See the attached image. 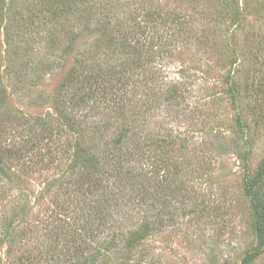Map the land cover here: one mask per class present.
Segmentation results:
<instances>
[{"label":"rangeland","instance_id":"1","mask_svg":"<svg viewBox=\"0 0 264 264\" xmlns=\"http://www.w3.org/2000/svg\"><path fill=\"white\" fill-rule=\"evenodd\" d=\"M24 1L14 2L21 6L17 12L27 3ZM92 4L95 9H88L91 15L85 12L80 22L74 21L69 28L60 30L65 33L59 37L60 46H56L55 54L44 55L41 49L43 52L36 55L35 60L52 56L49 62L37 67L36 73L22 71L21 60L8 58L6 31L1 29L0 159L6 162L10 156H16L11 147L20 135L12 124L18 117L51 118L49 124L56 140L44 143L43 150L52 151L43 170L28 172L21 181L12 182L15 183H11L12 190L5 194L0 186L1 263L22 261L24 264L29 252L32 260L36 255H44L39 261L43 264L56 263L58 258L67 262L73 259V252L79 249L83 255L84 246H89L90 242L86 244L74 231L75 219L59 215L67 207L73 209V200L77 199L72 197L68 201L61 192L65 185L59 188L55 179L64 173L65 166L72 167L67 155L73 154L78 135H73L68 122L59 118L57 103L65 100L69 103L77 92L80 98L88 97L83 90L94 93L89 106L82 108L76 119L83 118L85 123L84 147L95 150L120 133L119 127L134 122L130 117L140 118L135 125L147 129L142 116H137L143 101L148 99L145 91L159 86L165 90L164 86L173 84L189 87L184 90L188 99L184 111L174 109L169 115L166 108L159 109L156 105L159 111L152 112L149 120L154 130L163 129V137L174 140L179 137L175 149H170L175 161L164 165L159 174L166 172L161 187L171 200L174 196L168 195L170 187H188L184 198L182 192L173 193L179 196V204L186 206L188 216L178 226L167 227L148 240L143 246L142 261L146 264H264V213L254 209L247 193L264 175V0H95ZM175 15L183 17L193 37L189 31L177 29L173 22L178 19L173 18ZM109 21L113 27L109 26L108 33L118 28L120 33L128 34V41L138 44L142 55L134 56L114 48L99 49ZM4 22L7 26L8 21ZM16 37L20 42L26 38L22 33ZM139 58L144 63H153L144 69H134L140 63ZM98 64H123L125 68L129 65L131 71L128 69L126 77L132 80L127 91L135 101L124 104L131 109L124 111L110 106V112L103 111L109 98H104L102 91L95 92L90 84H80L82 91H78L79 86L63 88L72 71L87 73ZM7 66H12L10 71ZM133 92L138 95L132 96ZM107 118L115 126L108 137L103 134L101 124ZM98 180L102 183L85 182L88 189L84 191L88 192L89 200L84 201L93 200L88 207L98 206L97 199L102 193L110 194L106 187L113 184L112 178L111 182H105L104 176ZM19 200L31 206L26 219L33 227L23 226L25 237L11 239L7 235L9 228L19 225L20 206L16 203ZM194 203L199 204V210L192 208ZM261 203L264 210V188ZM134 208L139 207L134 204ZM143 213L136 211L129 216L135 218L126 216L124 220L133 225ZM115 219L111 221L118 230L123 217ZM35 227H39L38 232ZM118 262L117 257L111 256V264H130Z\"/></svg>","mask_w":264,"mask_h":264},{"label":"trees","instance_id":"2","mask_svg":"<svg viewBox=\"0 0 264 264\" xmlns=\"http://www.w3.org/2000/svg\"><path fill=\"white\" fill-rule=\"evenodd\" d=\"M16 1L18 0H9L7 3L6 0H0V34L1 29L6 31V54L8 58L10 60H21L20 69L29 73H36L40 64L51 60L52 56H47L48 58L44 56L40 60H35V57L37 54L42 53V50L45 51L44 55L56 53V46H60L59 37L63 35L62 33H65L60 31L62 28H69L74 21L80 22V18H84L81 15L85 12L88 16L91 15L88 12L89 8L91 10L95 9V4H92L95 3V0H34L32 2L25 0L23 3H27L22 4L23 8H20V11L17 12L19 9L17 7L21 6H17L14 3ZM85 7H87V10ZM155 14L161 16L162 12L155 11ZM5 17H7L6 20ZM173 18H178L173 22L180 32L189 31V34L192 37L194 36L183 21V17L175 15ZM4 21H8L7 26L4 25ZM152 22L157 23V21ZM109 26L113 27L110 21L106 24V34L103 33L101 37L102 41L98 46L100 50L114 48L119 52H128L134 56L142 55L141 47L128 41V34L120 33L118 28H112V31L108 33ZM21 33L26 38L20 42L19 37L17 38L16 35ZM1 57L2 53L0 51ZM151 63L153 61H149L148 64L140 61V63L134 65V69L147 68ZM13 64L14 61L12 66ZM122 65L102 66L98 64L92 71L87 73L72 71L67 77L63 88L79 86L81 90L78 91H82L83 86L90 84V87H95V92L96 90L102 91V96L109 98L107 107L103 111L106 109L105 112H110L108 111L110 106L112 108H122L124 111L126 108L131 109V106L125 105L124 102L132 103L135 101L127 91L132 78L126 77L129 65L128 68L122 67ZM11 67L7 66V71H10ZM129 70L131 71V69ZM2 79L0 66V83ZM134 83L138 84L137 81ZM141 83L140 85H144V82ZM80 84L83 86H80ZM164 87L165 90L159 86L144 93L148 99L143 101L142 111L137 112V116H142L144 125L148 126L147 129H141L135 125L136 122L140 121V118L130 117L134 119L135 123L132 121L131 124L127 123L119 127L120 133L116 136L112 135L102 148L95 147V150L84 147L86 145L82 132H84L85 123L83 118L79 121L76 119V115L81 113V109L89 106L88 103L92 100L91 96L94 93L83 90L85 95H89L88 97L80 98V94L77 92L73 94V98L70 99L69 103L66 100L57 103L56 109L59 111V118L68 122L73 135H78L73 145V154L67 155V161L72 164V167L65 166L66 171L64 170V173L55 179V184L59 185V188L65 185L64 191L61 192L62 195L65 194L68 201L72 197L77 199L73 200V209L63 207L65 213H59V215L61 217L65 215L64 218L71 216V219H75L72 224L74 231L80 235L82 241H85L86 244L90 243L88 247L84 246L83 255L82 251L78 249L73 252L71 261L66 262L64 258V260L59 261L61 258H58L55 261L56 263L53 264H111V256L117 257L118 263L128 261L130 264H146L144 260L142 261L144 244L156 234L165 231L167 227L174 228L178 226L181 220L188 216L186 206L180 205L179 196L173 194L177 191L182 192L181 196L184 198L187 196L188 191L186 189L188 187L185 185L178 189L174 185L170 187L168 195L174 196L171 200V198L166 197L161 187V183L166 181V172H163L162 175L159 174L164 170V165L169 166L171 161H175L176 158L172 155L171 150L175 149L179 137L176 140L163 137V129L154 130L149 119L153 117L152 112L159 111L155 107L156 105L159 109L166 108L169 115H172L174 109L184 111V106L187 104L186 100L188 101L184 90L185 88L189 90V87L187 85L185 87L181 85L174 86L173 84ZM156 89L158 91H155ZM136 93L132 96L136 97L138 95ZM112 99L114 102L110 101ZM178 99H181V101H178ZM50 121L51 118L28 120L25 117H18L13 124L11 123L20 136L11 147L15 150L16 156H10V159L6 162L0 159L1 192H10L12 184L21 181L28 172L41 171L49 164L46 160L52 149L45 152L43 146L47 141H56L53 138L55 133L52 132ZM101 124H103L102 129L105 131L103 134H107L108 137L109 133L115 128L113 121L107 118ZM4 128H7V126ZM129 142L134 143L133 146L132 144L129 145ZM183 146V148H186L185 145ZM171 156L174 157V160ZM101 176H104L105 182H109L112 178L113 184L106 187L110 194L102 193L101 197L99 196L97 199L100 204L88 207L89 203H93V200L84 201L89 200V198H86L88 192L85 191L88 187H86L85 182L91 184L97 180L102 183L101 180H98V178L101 179ZM162 178L163 181L161 182ZM74 179H76L75 185ZM263 188L264 175L257 183L252 184L247 189V193L253 200L254 209L261 214L264 213L261 203ZM164 190L168 192L166 188ZM156 193L159 195L157 196ZM82 199L84 202H82ZM174 200H176L175 204L178 202L177 205H173ZM16 203L20 206L17 219L19 225H17L18 223L12 225L7 235L11 239H15L17 236L22 239L25 237L22 232L23 226L33 227L26 219L31 209L28 207L29 204L25 205L20 200ZM134 204L139 208H134ZM192 208H195L196 211L199 210V204L194 203ZM136 211L144 212V215H141L136 223L132 225L124 220V217H129L130 214ZM60 216L58 217L61 218ZM119 217H123V220L117 230L114 229L111 220L113 218L117 220ZM129 218L135 217L132 215ZM20 223L23 224L20 225ZM35 229L38 232L39 227H35ZM31 230L34 229L31 228ZM137 254H140V256H136ZM26 255L28 257L24 264H43L39 261L43 259L44 255H36L33 258L34 260H32L31 252ZM1 262L3 260L0 257V264H3ZM21 264H23L22 261Z\"/></svg>","mask_w":264,"mask_h":264}]
</instances>
